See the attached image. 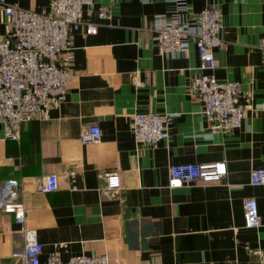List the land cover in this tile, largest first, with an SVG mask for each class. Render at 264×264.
<instances>
[{"label":"crops","instance_id":"0c3cea01","mask_svg":"<svg viewBox=\"0 0 264 264\" xmlns=\"http://www.w3.org/2000/svg\"><path fill=\"white\" fill-rule=\"evenodd\" d=\"M49 0H2L24 9ZM193 12L214 6L222 40L215 66L200 67L195 45L185 55L159 53L153 43L155 16L170 12L165 0H93L70 33L61 61L70 79L64 94L46 100L40 114L17 128L0 124V184L20 185L24 226L35 230L39 263L51 255L105 254L109 264H264V185H251L250 169L264 167V0H187ZM105 5V20L95 16ZM5 35L0 21V39ZM210 73L237 81L245 105L239 127L208 129L201 102L188 90L192 75ZM170 115L169 136L154 145L135 143L131 115ZM100 137L80 143L83 125ZM14 129L17 137H12ZM223 162L219 181H172L175 163ZM116 171L120 187L101 196V174ZM54 174L56 189L43 193L41 178ZM252 198L260 223L243 225V200ZM21 225L0 211V264H20ZM258 250V255L252 252Z\"/></svg>","mask_w":264,"mask_h":264},{"label":"built area","instance_id":"2783aa9c","mask_svg":"<svg viewBox=\"0 0 264 264\" xmlns=\"http://www.w3.org/2000/svg\"><path fill=\"white\" fill-rule=\"evenodd\" d=\"M172 5L170 12L155 16L152 26L153 43L159 53L185 55L189 42L195 45L200 67L212 70L215 66L213 50L222 40L218 35L219 17L214 6L193 12L187 0H165ZM93 0H49L45 8L24 9L15 4L5 5L0 0V21L5 35L0 39V124L17 128L22 122L38 116L47 99L60 98L69 83L70 74L61 61L68 49L70 33L81 26V8L91 7ZM110 8L96 7L95 16L105 20ZM87 35L96 33L97 23H82ZM264 52V36L257 44ZM188 90L201 102V117L208 129L221 132L239 127L245 108L237 81H218L210 73H198L190 77ZM170 115L154 111H137L131 115L130 131L137 144L154 145L166 141L169 136ZM12 137H17L14 129ZM100 137L96 124L83 125L79 142H95ZM172 181L188 184L193 181H219L226 169L223 162L175 163L167 168ZM104 181L98 188L101 196L112 197L120 187L116 171L101 174ZM251 185H264V167L252 168L248 174ZM57 187L54 174L44 175L39 183L43 193ZM20 185L15 178L4 179L0 184V211L10 213L21 225L23 249L20 264H40L41 245L35 230L24 226L25 207L19 199ZM260 217L254 199L243 200V225L257 227ZM258 255L259 251L252 252ZM44 264H109L105 254L97 256H73L62 262L56 255L49 256Z\"/></svg>","mask_w":264,"mask_h":264}]
</instances>
